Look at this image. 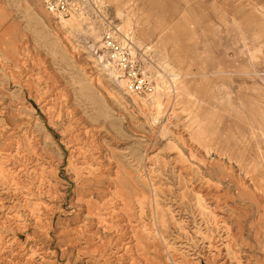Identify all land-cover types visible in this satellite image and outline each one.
<instances>
[{
	"label": "rangeland",
	"instance_id": "1",
	"mask_svg": "<svg viewBox=\"0 0 264 264\" xmlns=\"http://www.w3.org/2000/svg\"><path fill=\"white\" fill-rule=\"evenodd\" d=\"M241 1L103 0L130 72L96 18L0 0V264H264V0Z\"/></svg>",
	"mask_w": 264,
	"mask_h": 264
},
{
	"label": "built area",
	"instance_id": "2",
	"mask_svg": "<svg viewBox=\"0 0 264 264\" xmlns=\"http://www.w3.org/2000/svg\"><path fill=\"white\" fill-rule=\"evenodd\" d=\"M43 7L50 14L58 18L79 17L96 18L103 26L100 49L108 54L113 64L121 70L133 71L137 68L136 60L133 57V44L128 36L122 33L117 24L105 10L106 6L94 0H40ZM130 71V72H131ZM129 73L128 84L131 91H143L146 88V79L137 74Z\"/></svg>",
	"mask_w": 264,
	"mask_h": 264
},
{
	"label": "bare ground",
	"instance_id": "3",
	"mask_svg": "<svg viewBox=\"0 0 264 264\" xmlns=\"http://www.w3.org/2000/svg\"><path fill=\"white\" fill-rule=\"evenodd\" d=\"M95 2H101L100 0H94ZM240 2H242L241 0H240ZM247 5H251V6H254L255 7V4H253L252 2H250V1H248L247 3H246ZM264 7V6H263ZM255 11H256V8H255ZM260 12H262V11H260ZM263 14H264V12H262ZM71 18H74V20L76 19V20H79V21H81V18H79V17H75V16H72V17H70L69 19H71ZM61 19H65V18H61ZM60 19V20H61ZM62 23H63V26L65 27L68 23L66 22V21H62ZM133 25H134V28H138L139 27V25H137V23H136V21H133ZM168 67H170V69H171V71L173 72L172 73V78L170 79V82H169V84L165 87V91H167L168 93L170 92V90L172 91V88L175 90V92L177 91V92H181V93H184V94H186V95H192L191 93H190V91H189V88H188V86H187V83H186V81H185V79H184V77H182V75L181 74H179V73H175V70L171 67V65L170 64H168L167 65ZM19 86V85H18ZM22 86V85H21ZM160 88V87H159ZM173 90V91H174ZM241 104V103H240ZM244 105V104H243ZM263 112V111H262ZM261 117H263V116H261ZM249 119V118H248ZM264 119V118H263ZM261 120V119H260ZM251 122V121H250ZM260 123V122H259ZM249 126V125H248ZM263 126V125H262ZM252 128H254V127H252ZM262 128V127H261ZM249 131V130H248ZM262 131V130H261ZM264 131V130H263ZM249 134V133H248ZM264 134V133H263ZM249 137V136H248ZM207 138V137H206ZM259 141V140H258ZM203 146V145H202ZM201 146V147H202ZM260 147V146H259ZM263 156V155H262ZM256 183V182H255ZM258 184V183H257ZM257 191V190H256ZM157 211V210H156ZM73 219V218H72ZM72 223V222H71ZM253 229V228H252ZM21 234V233H20ZM255 235V234H254ZM23 237V236H22ZM21 237V238H22ZM140 243V242H139ZM220 253V252H219ZM220 255V254H219ZM220 257V256H219ZM202 258V257H201ZM222 258V257H221ZM217 259V258H216ZM204 261V260H203ZM211 261V260H210ZM220 263V262H219ZM203 264V263H202Z\"/></svg>",
	"mask_w": 264,
	"mask_h": 264
},
{
	"label": "crops",
	"instance_id": "4",
	"mask_svg": "<svg viewBox=\"0 0 264 264\" xmlns=\"http://www.w3.org/2000/svg\"><path fill=\"white\" fill-rule=\"evenodd\" d=\"M100 1L102 2L103 0H100ZM136 1H137V0H136ZM139 16H140V14H139V10H135V9H134V10L132 11L131 20H132V23H133V21H136L137 25H139L138 28H135L136 30H139V29L142 28V26H143V25H141V22H140ZM151 36H152V35H151ZM151 36H150V37H151ZM150 37L147 36V39L150 40ZM151 41H152V40L149 41L150 44H151Z\"/></svg>",
	"mask_w": 264,
	"mask_h": 264
}]
</instances>
